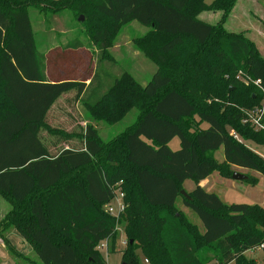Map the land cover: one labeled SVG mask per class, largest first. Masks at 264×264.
<instances>
[{"label": "trees", "instance_id": "1", "mask_svg": "<svg viewBox=\"0 0 264 264\" xmlns=\"http://www.w3.org/2000/svg\"><path fill=\"white\" fill-rule=\"evenodd\" d=\"M237 2L0 0V195L11 205L0 237L11 254L30 264H107L98 248L107 240L109 252H122V264H257L246 252L264 243V207L225 203L199 184L213 172L232 178L233 167L264 174V158L246 146L264 144V130L245 121L264 97V56L245 34L226 28ZM32 6L84 14L85 32L105 60L119 27L139 22L150 30L135 43L156 73L146 85L128 72L106 87L96 73L80 77L82 57L67 68L55 49L38 50ZM202 11L221 17L210 23L198 17ZM83 48L68 42L63 53L78 60ZM72 90L97 121L118 122L133 108L136 121L108 142L87 124L78 134L81 147L52 154L42 129L64 139L77 135L47 122L56 101ZM176 136L180 148L173 150ZM220 147L223 161L214 155ZM187 180L196 183L187 191L191 198L181 194ZM246 181L255 185L257 178ZM116 189L125 207L111 214ZM180 201L197 213L204 231ZM120 224L127 241L121 250ZM12 229L39 261L10 244Z\"/></svg>", "mask_w": 264, "mask_h": 264}, {"label": "rangeland", "instance_id": "2", "mask_svg": "<svg viewBox=\"0 0 264 264\" xmlns=\"http://www.w3.org/2000/svg\"><path fill=\"white\" fill-rule=\"evenodd\" d=\"M205 1L211 3L213 0ZM29 15L35 32L38 50L41 53H48L55 49L58 52L60 64L63 65L65 63L67 68L70 63H73V67L81 64L82 57L84 67L82 70H79L80 77L82 78H93L96 73L98 75L97 78L102 79L104 87H106L113 83L114 78L120 76L123 72H128L136 82L146 85L157 71V65L135 43V39L146 35L150 30L137 21L125 23L119 27L114 36L112 46L108 49L111 59L105 60L100 57L99 50L85 32L84 22L86 17L84 14L77 16L69 8L53 12L51 10L41 11L38 6H32L29 9ZM80 16L84 17L83 22L78 20ZM198 17L203 20L207 19L210 23H215L220 19L221 12L202 11ZM225 26L229 30L241 32L253 40L261 55L264 56V5L262 0H238ZM73 41L81 42L84 46L82 51L78 53V60L75 57L71 59L67 58L63 53L67 51L66 43ZM86 56L89 57V60L85 58ZM64 60H67L68 63ZM97 81L95 85L98 84L99 81ZM89 82L88 80L87 83ZM137 115L138 110L133 108L118 122L97 121L76 97V92L72 90L63 94L56 101L48 114L47 122L54 128L64 130L66 133H77V135L71 139H64L62 135L53 134L47 129H42L40 137L50 148L51 153L56 154L63 147H81L82 141L78 134H82L87 124L94 125L101 139L104 142H108L129 125L133 124L136 121ZM207 126V123H203V127ZM169 146L173 150L179 149V137H174L169 142ZM246 146L264 158V144L247 141ZM214 155L218 161H223V147L217 149ZM233 170L256 177V184L253 185L246 180L225 178L218 172L211 173L208 177L201 180L199 184L207 191L217 193L225 203L259 204L264 207V174L249 169L242 171L236 167H233ZM195 186L196 183L193 180H187L184 184V190L191 191ZM178 204L188 218L197 224L201 231H204V224L197 213L191 208L186 207L181 201ZM10 209L11 205L0 195V221ZM117 231V248L121 250L124 248V240H126L124 226L121 224L117 226ZM0 244L5 245V241L0 239ZM20 247H22L23 252H27L26 256L33 263L39 261L37 254L27 241L24 240ZM4 249L9 253L11 260L8 257L3 259L0 256V264H13V261L16 264H30L22 257H15L11 254L7 246ZM101 252L107 264H122L121 251L109 252L102 249ZM140 256L143 259L141 254ZM247 256L255 258L257 264H264V249L262 248L250 251L247 253Z\"/></svg>", "mask_w": 264, "mask_h": 264}, {"label": "built area", "instance_id": "3", "mask_svg": "<svg viewBox=\"0 0 264 264\" xmlns=\"http://www.w3.org/2000/svg\"><path fill=\"white\" fill-rule=\"evenodd\" d=\"M259 83H260V80L255 81V84H257V86H260ZM260 88L264 94V88L262 87ZM247 115H248L247 119L245 120L246 122H249L254 128L258 130H264V123L262 122V118L264 116V97H263L260 107H258L257 109L251 110L250 112L247 113ZM232 134L235 136V138L240 139L239 136L235 134L234 132ZM123 198H124V193L122 192V190L116 189L114 191L113 201L107 206L108 212H110L111 214L120 213L125 207ZM126 242L127 241L124 240V245L126 244ZM98 248L100 250L105 249L106 251H108V241L107 240L103 241L98 246ZM257 248L264 249V243L261 244V246ZM146 262L148 263V260H146Z\"/></svg>", "mask_w": 264, "mask_h": 264}, {"label": "crops", "instance_id": "4", "mask_svg": "<svg viewBox=\"0 0 264 264\" xmlns=\"http://www.w3.org/2000/svg\"><path fill=\"white\" fill-rule=\"evenodd\" d=\"M204 21H207L209 22L207 19H204ZM228 29V28H227ZM236 168H239V167H236ZM241 169L242 171H247V169L245 168H239ZM7 240L10 242V244L18 251V252H21V254H23L24 256H26L27 252H23V249L22 247H20L22 245V243L24 242L23 240V237L20 235V233L18 231H16L15 229H12L10 230L7 235ZM0 239H2L0 237ZM3 240V239H2ZM5 245L3 244H0V256L5 259L8 257L9 260H11L9 258V253L4 249ZM32 248V247H31ZM258 248L256 249H252V250H248L246 252V255L247 253H249L250 251H256ZM257 261V260H256ZM13 264H16L14 261H13Z\"/></svg>", "mask_w": 264, "mask_h": 264}, {"label": "water", "instance_id": "5", "mask_svg": "<svg viewBox=\"0 0 264 264\" xmlns=\"http://www.w3.org/2000/svg\"><path fill=\"white\" fill-rule=\"evenodd\" d=\"M79 20L80 21H83L84 20V17L83 16H80L79 17ZM232 178L235 179V180H247L248 179V175L243 174L241 172L234 171L233 174H232ZM181 194L183 196L187 197V198H191V196L185 190H181Z\"/></svg>", "mask_w": 264, "mask_h": 264}]
</instances>
